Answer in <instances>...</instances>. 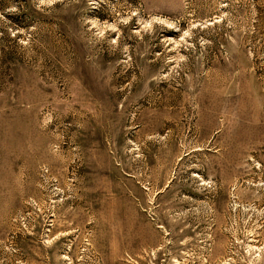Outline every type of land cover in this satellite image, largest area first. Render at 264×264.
<instances>
[{"label":"rangeland","instance_id":"rangeland-1","mask_svg":"<svg viewBox=\"0 0 264 264\" xmlns=\"http://www.w3.org/2000/svg\"><path fill=\"white\" fill-rule=\"evenodd\" d=\"M0 264H264V0H0Z\"/></svg>","mask_w":264,"mask_h":264}]
</instances>
